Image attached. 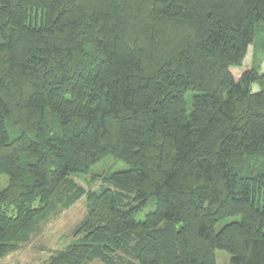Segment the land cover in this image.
Returning a JSON list of instances; mask_svg holds the SVG:
<instances>
[{
  "label": "trees",
  "instance_id": "obj_1",
  "mask_svg": "<svg viewBox=\"0 0 264 264\" xmlns=\"http://www.w3.org/2000/svg\"><path fill=\"white\" fill-rule=\"evenodd\" d=\"M259 26L264 0H0V259L83 199L42 264H264Z\"/></svg>",
  "mask_w": 264,
  "mask_h": 264
},
{
  "label": "rangeland",
  "instance_id": "obj_2",
  "mask_svg": "<svg viewBox=\"0 0 264 264\" xmlns=\"http://www.w3.org/2000/svg\"><path fill=\"white\" fill-rule=\"evenodd\" d=\"M259 28L263 29V33L259 32ZM255 36L254 46L250 47L246 60L245 67L260 68V74L264 76V27L259 26ZM258 86H254L256 91ZM256 168V167H254ZM253 168V169H254ZM124 170L125 166L110 158H106L94 167L91 168L89 176H78L74 180L85 190H97L99 186L98 175ZM93 176V182L90 178ZM97 180V181H96ZM8 185L7 177L0 175V192ZM87 213V207L83 199L76 202L73 206L60 215L53 218L42 231L33 236L31 242L25 245L21 250L14 254H10L0 259V264H42L48 256L55 251L64 250L70 243L73 242L71 237L73 230L81 223ZM226 221L225 223H229ZM229 257L223 252H217L216 264H228Z\"/></svg>",
  "mask_w": 264,
  "mask_h": 264
}]
</instances>
